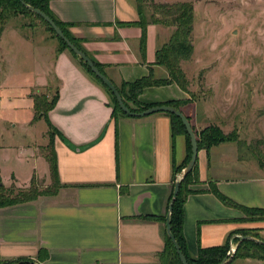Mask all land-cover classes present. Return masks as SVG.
<instances>
[{
	"label": "crops",
	"instance_id": "1",
	"mask_svg": "<svg viewBox=\"0 0 264 264\" xmlns=\"http://www.w3.org/2000/svg\"><path fill=\"white\" fill-rule=\"evenodd\" d=\"M137 1L50 0V10L61 22L73 24L71 34L114 85L131 84L151 74L158 80L169 78L166 68L157 64L156 54L169 43L175 28L148 25L143 55V31L135 24L140 20ZM38 51L42 53L41 48ZM44 51L42 72L34 75L39 82L30 91L56 83L60 92L49 121L63 137L54 138L63 187L56 195L0 208V260L36 261L43 249L48 257L40 264H162L165 224L146 218L168 215L174 166L180 167L187 157L186 136L172 135V120L165 112L120 116L114 121L109 93L72 54ZM189 63H182L187 78ZM190 93L176 83L147 87L139 102H187ZM180 110L198 130L200 120L212 114L205 101ZM31 122L30 126L37 123ZM46 146L41 141L0 146L2 166L5 158L14 159V152L22 154H17L19 168L10 170L9 179L0 176L3 184L11 179L28 187L34 175L50 184L51 172L42 152ZM197 162L200 182L191 189L201 192L189 195L183 206L191 257L196 258L201 248L226 245L244 229L257 231L264 240V220H246L245 212L224 205L210 192L215 183L236 204L264 210L261 169L240 161L229 143L211 151L201 149ZM230 264H264V260L239 259Z\"/></svg>",
	"mask_w": 264,
	"mask_h": 264
},
{
	"label": "rangeland",
	"instance_id": "2",
	"mask_svg": "<svg viewBox=\"0 0 264 264\" xmlns=\"http://www.w3.org/2000/svg\"><path fill=\"white\" fill-rule=\"evenodd\" d=\"M151 2L187 3L195 10L192 37L195 59L186 68L188 88L192 91L189 101L209 103L212 114L209 119L202 118L200 129L194 128V131L204 144L207 142L202 132L210 127L217 126L224 134L235 133L236 142L226 143L233 144L240 161L250 168H258L247 145L264 139V0H150L149 5ZM149 5L144 8L147 19L154 12ZM3 31L0 36V146H23L35 141L48 145V123L40 119L30 126L35 116L31 95L48 93L52 99L57 84L31 91L30 87L39 82L34 75L42 72L44 50L58 52L62 45L40 20L21 15L6 20ZM18 153L22 155L18 150L12 161L5 158L3 166L0 163L3 179L8 180L10 170L19 168ZM21 176L23 180V172ZM49 183L38 180V189L47 190ZM4 186L24 190L31 187H20L11 179ZM255 216L258 215H252V219ZM242 235L238 233L229 239L228 255L236 253Z\"/></svg>",
	"mask_w": 264,
	"mask_h": 264
},
{
	"label": "trees",
	"instance_id": "3",
	"mask_svg": "<svg viewBox=\"0 0 264 264\" xmlns=\"http://www.w3.org/2000/svg\"><path fill=\"white\" fill-rule=\"evenodd\" d=\"M138 12L140 15V20L135 23L138 27H140L143 31L142 39H141V50L144 55L146 51V36L148 25H163L166 27L175 28V32L169 40V43L163 45L156 54L157 64L160 66H164L169 73V78H163L162 80L155 79L151 74L146 78L137 80L134 83H122L120 86L114 85L117 90H119L123 102L125 106H127L131 111L135 113H141L153 106L159 105H170L174 108L180 110L183 105H187L190 101H178V102H166L163 104L156 105H143L139 102V96L147 87H161L162 85H169L172 83H176L179 85L184 91L189 92V80L186 76V73L182 70V63L191 62L193 60V54L195 51V46L192 41L193 32H194V18H195V10L193 5L187 3L177 2L176 4H157L155 2H151L150 5L148 2L150 0H138ZM148 3V4H146ZM145 5H149L153 8V13L150 19H147L146 13L144 11ZM29 7L34 9H38L43 13L47 14L50 18L54 20L56 25L62 29L66 38H68L76 47L84 52L87 56V52L82 46L81 42L76 39L70 31V27L73 26L71 23H63L57 19V17L50 10V0H0V36L3 34V23L14 17L23 16L29 19H37L40 20L43 25H45L48 30L55 34L56 38L59 40L62 48L58 50V53L69 51L73 58L78 61V63L82 66V68L86 71L88 75H90L99 85H101L110 95L111 98V106L113 108L111 119L117 121L120 116L129 117L126 115L121 107L118 105L117 99L111 90L107 88V86L103 83L101 79H99L94 73L91 71L90 67L86 62H83L79 59V57L74 54V52L70 49L68 45L57 35L56 31L40 16L36 13L32 12ZM91 59V58H90ZM92 60V59H91ZM95 66L104 74L103 66L92 60ZM50 89H47L49 91ZM31 98L34 101L35 108V117L33 118L31 123H36L40 119H44L49 126V144L48 146L42 148V152L46 157V160L49 164V170L51 172V185L47 190L40 191L38 189V179L36 175L33 176L30 182L29 189H16L15 187L7 189L0 177V208L10 207L18 204H25V202L35 201L39 197L45 196H53L63 187L60 182L59 170H58V160L57 154L55 151V135L60 136L62 139V135L58 131V129L53 126L49 121V114L54 110L59 98L60 92L55 89V94L52 99L49 98V94L44 95H31ZM170 119L172 120V135L179 136L185 135L187 138V157L185 161L179 166H174L173 179H172V190L169 195L168 201V210L170 203L172 201L173 192L176 186V181L180 173L184 168L187 167L188 162L192 156L191 150V138L188 135L186 127L180 118L178 119L176 116L169 114ZM194 130V129H193ZM195 135L198 138V146L199 150L205 149L210 151L212 145L215 144H225L226 142H236L237 136L235 133L231 132L229 134H224L223 131L219 127H210L205 132V141L206 144L202 143V140L198 134L194 131ZM247 149L251 152L252 156L255 158L259 167L264 170V139H259L258 141L251 142L247 145ZM198 162H196V167L194 170L188 174L184 179L181 180L180 192L178 195V199L174 204L170 225L172 229V234L175 237L177 243L180 245L182 253L185 255L189 264H221L228 257L229 252V243L227 242L224 246H215L214 248H201L198 256L196 258L191 257L188 247L184 237V212L183 206L186 203L188 196L192 194H196L201 191H194L191 189L192 185H196L199 183L198 178ZM210 192L213 193L219 200L226 206L238 208L241 211L246 213V220H255L260 221L264 220V210L260 209H250L246 207H242L231 199L223 196L215 183H212L210 186ZM252 215L255 216L256 219H252ZM160 221L165 224L167 222L166 217L162 218H146ZM167 230V229H166ZM239 233H243L242 239L239 240V247L236 250V253L233 256V260L236 259H254V260H264V245H260L254 240H262L264 241L257 231L252 229H244L243 231H239ZM246 237H250L251 239H247ZM166 241V250L161 255L160 261L162 264H182L181 260H179V256L176 252L175 246L172 244V241L168 235V232L165 234ZM48 257V251L43 250L40 252L36 261L27 259V260H13L11 262L1 261L0 264H40L43 263Z\"/></svg>",
	"mask_w": 264,
	"mask_h": 264
},
{
	"label": "water",
	"instance_id": "4",
	"mask_svg": "<svg viewBox=\"0 0 264 264\" xmlns=\"http://www.w3.org/2000/svg\"><path fill=\"white\" fill-rule=\"evenodd\" d=\"M29 9L36 13L37 15H40L52 28L53 30L56 31L57 35L65 42L66 45H68L70 47V49L74 52V54H76L79 59L83 62H86L88 64V66L90 67L91 71L94 73V75H96L99 79H101L103 81V83L107 86V88L109 90L112 91V93L114 94L115 98L117 99L118 105L121 107L122 111L128 115L129 117H148V115H152V114H156V113H168V114H172L174 116H176L178 119L180 118V120L183 121L187 133L188 135H190L191 138V150H192V156L190 161L187 164V167L183 169V171L180 173V175L177 178V183L173 192V196H172V201L170 203L169 206V210H168V215H167V222H166V229L168 232V235L172 241V244L175 246L176 252L179 256V260H181L182 264H189L188 260L186 259L185 255L182 253L180 245L177 243L175 237L172 234V229H171V225H170V220H171V212L173 210L174 204L177 201V197L179 195L180 192V186H181V180L184 179L188 174H190L194 168L196 167V162L198 161V156H199V146H198V138L197 135H195L193 127L190 123V120L187 119V117L183 114V112L181 110H178L176 108H174L173 106L170 105H159V106H153L148 108L147 110H145L144 112L141 113H135L133 111H131L127 106H125L122 96L119 92V90H117V88L114 86V84L111 82V80L104 75L94 64V62L89 58V56H87L84 52H81L76 45H74L68 38L65 37L62 29H60L56 23L54 22V20L52 18H50L47 14L43 13L42 11L38 10V9H34L32 7H29ZM247 239H251L250 237H246ZM255 242H257L258 244H262L264 245V241L260 240H254ZM233 256H234V252H230V255H228V257L226 258V260L224 262H222L221 264H230V262L233 260Z\"/></svg>",
	"mask_w": 264,
	"mask_h": 264
}]
</instances>
